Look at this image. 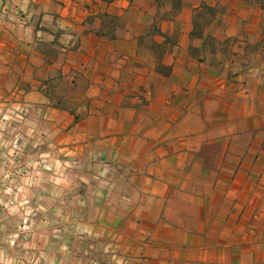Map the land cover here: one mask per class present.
Masks as SVG:
<instances>
[{
  "label": "crops",
  "instance_id": "crops-1",
  "mask_svg": "<svg viewBox=\"0 0 264 264\" xmlns=\"http://www.w3.org/2000/svg\"><path fill=\"white\" fill-rule=\"evenodd\" d=\"M8 94L112 166L104 264H264V0H0Z\"/></svg>",
  "mask_w": 264,
  "mask_h": 264
},
{
  "label": "rangeland",
  "instance_id": "rangeland-1",
  "mask_svg": "<svg viewBox=\"0 0 264 264\" xmlns=\"http://www.w3.org/2000/svg\"><path fill=\"white\" fill-rule=\"evenodd\" d=\"M37 109L0 99V264H104L112 249L97 229V188L114 170Z\"/></svg>",
  "mask_w": 264,
  "mask_h": 264
},
{
  "label": "trees",
  "instance_id": "trees-1",
  "mask_svg": "<svg viewBox=\"0 0 264 264\" xmlns=\"http://www.w3.org/2000/svg\"><path fill=\"white\" fill-rule=\"evenodd\" d=\"M183 0H157L159 5L169 3L172 6V12L177 13L182 7ZM220 12V9L211 7L206 4L195 11L194 16V29L191 33V37L203 39L204 32L211 24L212 19ZM222 12V10H221ZM158 32V31H157ZM161 33V32H158Z\"/></svg>",
  "mask_w": 264,
  "mask_h": 264
}]
</instances>
